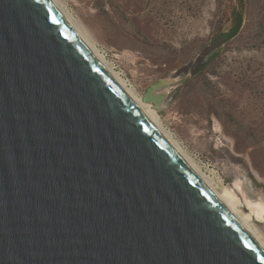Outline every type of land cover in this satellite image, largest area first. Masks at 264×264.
Here are the masks:
<instances>
[{"label":"water","instance_id":"95a60500","mask_svg":"<svg viewBox=\"0 0 264 264\" xmlns=\"http://www.w3.org/2000/svg\"><path fill=\"white\" fill-rule=\"evenodd\" d=\"M0 264H264L51 0H0Z\"/></svg>","mask_w":264,"mask_h":264},{"label":"rangeland","instance_id":"374dc122","mask_svg":"<svg viewBox=\"0 0 264 264\" xmlns=\"http://www.w3.org/2000/svg\"><path fill=\"white\" fill-rule=\"evenodd\" d=\"M58 1L136 94L171 82L152 93L160 124L264 238V0H244L239 31L215 49L236 0Z\"/></svg>","mask_w":264,"mask_h":264},{"label":"bare ground","instance_id":"6f19581e","mask_svg":"<svg viewBox=\"0 0 264 264\" xmlns=\"http://www.w3.org/2000/svg\"><path fill=\"white\" fill-rule=\"evenodd\" d=\"M55 7L59 10L66 21L72 26L80 40L89 48L93 55L97 58L104 69L114 78L122 91L130 98V100L144 113V115L156 126L160 133L165 137L173 149L180 155V157L188 164V166L199 176V178L208 186L217 199L225 206V208L233 215V217L242 225V227L250 234V236L260 245L264 250V238L257 232L253 224L250 214H245L239 209L240 200L237 195L228 187H217L212 181L198 168L197 164L190 159V157L182 150L178 143L171 137V135L160 124L157 114L153 109L151 103L144 102L141 95L136 94L125 80L121 78L113 69L106 59L95 47L89 35L77 24L72 17L64 10L63 6L58 0H51ZM262 204L252 207V212L260 217ZM249 209V208H248ZM252 214V213H251Z\"/></svg>","mask_w":264,"mask_h":264},{"label":"trees","instance_id":"16d2710c","mask_svg":"<svg viewBox=\"0 0 264 264\" xmlns=\"http://www.w3.org/2000/svg\"><path fill=\"white\" fill-rule=\"evenodd\" d=\"M244 0H236V3L231 7L227 20L229 21V27L226 29H218L213 33L209 44L214 45V48H218L220 45L234 37L239 31L242 24V5ZM213 56V55H212Z\"/></svg>","mask_w":264,"mask_h":264}]
</instances>
